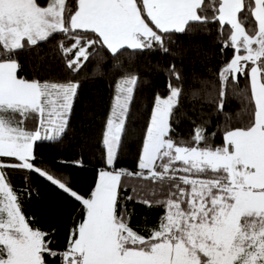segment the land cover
Masks as SVG:
<instances>
[{
  "label": "snow or ice",
  "instance_id": "obj_1",
  "mask_svg": "<svg viewBox=\"0 0 264 264\" xmlns=\"http://www.w3.org/2000/svg\"><path fill=\"white\" fill-rule=\"evenodd\" d=\"M43 45L60 79L42 73ZM21 53L36 58L26 67ZM153 72L162 83L129 168L120 150ZM104 73L112 94L82 190L72 173L85 166L83 148L54 164L37 149L63 146L82 80ZM177 111L187 139L175 134ZM8 170L24 173L19 192ZM31 174L76 209L63 243L55 223L23 212ZM133 201L156 207V219L131 226ZM0 264H264V0H0Z\"/></svg>",
  "mask_w": 264,
  "mask_h": 264
},
{
  "label": "trees",
  "instance_id": "obj_2",
  "mask_svg": "<svg viewBox=\"0 0 264 264\" xmlns=\"http://www.w3.org/2000/svg\"><path fill=\"white\" fill-rule=\"evenodd\" d=\"M207 2V0H206ZM216 33H213V36ZM213 36L204 37V45L206 46L209 58L212 63H215L219 58L215 55L217 49ZM231 50H229L230 53ZM43 59L41 60L42 73L53 80L60 79L63 73V65L59 58L53 53L51 48L43 45L39 53ZM36 53H21V60L25 62L28 67L30 61H34ZM144 59V58H142ZM157 57H152L154 62ZM197 71L200 70V62L194 65ZM92 68L89 64L84 72H88ZM30 70V69H29ZM141 76H145V69L140 68ZM23 74V73H22ZM151 80L147 84H141L136 91V98L132 104V111L135 114V119L129 120L128 131L124 135L123 147L121 148V158L124 161V166L131 168L133 163V156L137 147V136L139 129L144 123L145 113L150 108L152 100V93L155 88L162 83L160 77L156 73H149ZM110 73L89 77L82 80V87L80 89L79 99L76 102L70 129L65 136L63 146L53 144H42L37 149V160L48 161L49 164H54L57 160L63 158L65 160L71 159L73 153L78 152L83 148L85 153V166L82 170H75L72 173L73 181L76 187L86 189L89 184L94 181L95 168L98 167L96 160L98 156L93 158L96 151V136L100 128L101 117L105 114L109 104L112 88L109 85ZM241 87H243V78H241ZM185 110L187 111L191 106V101L185 98ZM227 108L235 112L239 107V101L235 98L231 99ZM175 134L177 138H189L191 132V124L186 115H182L179 111L176 114ZM31 123V121L29 122ZM8 179L10 184L19 192L22 190L26 181L24 173L15 170H8ZM29 186L34 189L29 197L25 192L22 197L23 212L30 219L34 218L38 225L42 228H48L49 225L55 223L57 225L56 242L63 243L65 236V227L71 226L72 218L76 215V209L71 205L65 203L58 192L43 181L36 174L30 175ZM130 191V189H129ZM129 209L132 212L130 217V224L134 228L141 227L145 223H151L156 219L158 209L156 207H149L141 203L133 201L129 204Z\"/></svg>",
  "mask_w": 264,
  "mask_h": 264
}]
</instances>
